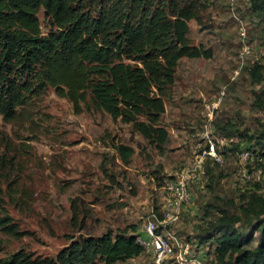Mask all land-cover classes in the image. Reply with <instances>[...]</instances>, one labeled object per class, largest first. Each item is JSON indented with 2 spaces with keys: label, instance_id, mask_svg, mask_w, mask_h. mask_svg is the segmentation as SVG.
Instances as JSON below:
<instances>
[{
  "label": "rangeland",
  "instance_id": "374dc122",
  "mask_svg": "<svg viewBox=\"0 0 264 264\" xmlns=\"http://www.w3.org/2000/svg\"><path fill=\"white\" fill-rule=\"evenodd\" d=\"M201 1L200 21L189 23V38L212 55L181 60L160 122L170 135L162 150L106 112L82 104L75 108L52 87L17 120L0 119V186L9 215L24 233L17 238L0 232V261L19 253L31 261L51 260L81 236L132 226L143 232L148 217L160 209L164 181L181 175L208 139L217 143L223 162L207 159L191 185L190 203L168 233L189 244L204 264H221L216 243L204 245L196 238L219 217L212 209L206 214V206L233 201L232 212L242 217L251 247L256 246L257 220L251 222L240 206L244 193L264 202V187L244 181L238 170L247 147L259 152L256 144L264 132V110L258 106L264 81L257 84L248 73L259 64L264 75V17L253 13L251 0ZM39 18L48 33L45 9ZM118 144L135 150L128 165L115 150ZM247 169L261 170L264 179L254 157ZM129 263L153 261L143 253Z\"/></svg>",
  "mask_w": 264,
  "mask_h": 264
},
{
  "label": "trees",
  "instance_id": "16d2710c",
  "mask_svg": "<svg viewBox=\"0 0 264 264\" xmlns=\"http://www.w3.org/2000/svg\"><path fill=\"white\" fill-rule=\"evenodd\" d=\"M251 5L263 18L264 0H251ZM203 7L201 0H0V119L17 120L35 97L52 87L75 108L82 104L106 112L162 150L170 135L160 122L181 60L212 55L189 38V23L200 21ZM41 9L49 15L48 33L41 29ZM262 68L256 64L248 69L257 84L264 81ZM258 106L264 110V101ZM261 136L258 153L246 149L264 169V132ZM115 150L126 165L135 152L124 144ZM4 197L0 186V232L21 237ZM242 200V211L251 222L257 220L255 247L242 217L232 212L233 201L206 206V214L212 209L219 217L196 240L215 242L221 264H264V202L250 193ZM137 236L136 226L81 236L55 259L31 261L19 253L0 264H130L144 253Z\"/></svg>",
  "mask_w": 264,
  "mask_h": 264
},
{
  "label": "built area",
  "instance_id": "2783aa9c",
  "mask_svg": "<svg viewBox=\"0 0 264 264\" xmlns=\"http://www.w3.org/2000/svg\"><path fill=\"white\" fill-rule=\"evenodd\" d=\"M198 148L201 153L194 151L195 159L189 162L182 174L164 182L160 191L159 213L154 212L148 217L143 231L145 236L143 232H138L137 242L144 248V253L150 256L153 264H204L202 259L193 254L189 244L168 233V227L180 220L184 208L190 203L191 185L199 181L207 159L217 164L223 162L217 143L211 139H208L205 146L199 145ZM251 159L250 151L241 154L238 175L244 181H255L264 187L263 172L259 170L250 173L247 169Z\"/></svg>",
  "mask_w": 264,
  "mask_h": 264
}]
</instances>
